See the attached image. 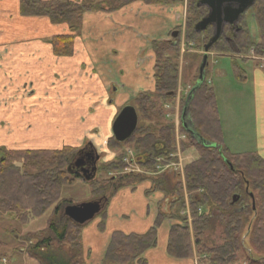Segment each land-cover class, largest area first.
Listing matches in <instances>:
<instances>
[{"label":"trees","instance_id":"1","mask_svg":"<svg viewBox=\"0 0 264 264\" xmlns=\"http://www.w3.org/2000/svg\"><path fill=\"white\" fill-rule=\"evenodd\" d=\"M132 1L135 0H107L104 7L98 0H19V14L22 17H45L51 24L66 25L68 34L54 36L50 40L53 53L63 57L73 54L74 34L80 30L85 12H111ZM143 1L150 3L152 0ZM247 11L254 16L258 41L251 39L242 20L244 13L238 21L241 27L232 30L225 26L208 51L229 54L234 79L240 83L246 81V74L237 59L246 63L249 58H235L234 55L251 51L254 60L264 61V0H254ZM207 12V7L198 5L196 0L188 3L184 25L186 47L195 49L197 42L203 44L207 40V44L212 37L210 26L200 31L196 29ZM176 30L178 40L175 43L151 42L155 56V89L151 93L138 94L131 103L142 123L126 141L119 143L111 136L106 143L108 148L114 149L128 145L144 161L140 163L145 167H152L154 158L168 156L174 151L173 124L166 122L167 110L163 105H172L176 98L181 28ZM187 114L195 132L209 144H200L180 126L187 137V144L197 154V158L184 167L191 228L187 219L179 215L184 209L182 187L172 180L170 174L151 178V187L146 194L154 191L163 193L169 201L167 210L159 208L153 226L143 235L114 232L103 264H144L141 256L156 246V229L164 220L177 222L169 230L166 247L167 254L173 258H192L193 247L202 253L206 246L204 252L208 264H235L240 252L244 255L241 264H264V160L252 151L232 153L224 145L216 96L205 74L203 82L191 95ZM182 147L186 149L184 144ZM76 151L70 147L54 150L0 148V217L11 215L17 222L28 224L52 209L45 229L24 237L28 246L21 252L38 264H54L43 259L41 252L59 251L64 245H68V257L62 264H84L80 245L82 227L68 219L61 224L56 221L62 206L71 204V201L61 199V192L64 186L73 185L77 178H69L66 170L69 157ZM119 156L118 160L106 162L101 171L120 170L121 154ZM120 180L100 186L92 180L89 182L92 197L108 199L121 185ZM100 215L104 216V209ZM217 228L220 232L218 243H215ZM246 239L259 254H253Z\"/></svg>","mask_w":264,"mask_h":264},{"label":"crops","instance_id":"2","mask_svg":"<svg viewBox=\"0 0 264 264\" xmlns=\"http://www.w3.org/2000/svg\"><path fill=\"white\" fill-rule=\"evenodd\" d=\"M13 9L11 12L1 10L2 18L8 22L13 21V27L18 30L44 26L45 34L40 35L38 30L33 33H37L34 35L36 39L39 38V43L43 40L46 44L11 41L0 45V81L8 83L5 84L4 93L0 92V99L5 98L3 102L0 101V107H6L0 108V113L3 112L6 114L4 116L10 118L6 119L7 124L12 129L13 124L20 123V120L15 121V118H24L21 121L26 123L29 120L25 118L36 117L38 111H43V90L46 87L45 97H50L52 92V100L56 103L54 110L61 117L65 111L72 110V117L79 115L84 116L83 121L91 120L88 129L84 131V139L78 136L72 143L65 142L56 149L76 148L72 159L85 148L94 150L97 155L108 153L106 143L112 136L111 128L98 124L96 120L103 115L114 120L122 108L132 106L131 103L138 94L154 92L155 56L151 42L164 41L168 36L178 33L177 28L183 27L182 2L146 3L143 0H135L111 12H85L82 15L80 30L74 34L73 54L63 57L53 53L50 40L54 36L68 34L66 25L51 24L45 17L20 16L18 0ZM21 24L23 26L19 27ZM249 64V73L245 72L246 81H237L238 85L244 88L251 104L249 128L243 130L241 124L234 126L228 122L227 115H221L216 88L213 90L224 145L232 153L252 151L264 160V61L249 59L243 66ZM52 86L54 88L50 89ZM220 87L224 90L233 88L229 91L235 92L237 96L240 95L238 92H242V88H235L222 81ZM217 89L219 90L218 87ZM186 120L190 123L189 127L194 129L188 114ZM233 120L237 118L234 117ZM18 147L8 144L6 149L18 150ZM82 175L80 179L85 183L95 178L94 175L92 180H86L89 175ZM156 192L161 195L156 201V197L149 198L150 194L145 195L148 204L143 198L140 199V211L134 206H129L131 200L128 197L132 198V195L117 196L111 204L114 210L105 214L109 197L103 208L104 216L101 215L99 222L88 228H85L88 223L81 226L83 263L103 264L107 246L114 232L124 235H143L148 232L156 220L159 208L161 211L167 210V200L163 193ZM176 223L170 220L162 221L156 230V246L146 250L141 256L144 264H195L194 258L176 259L167 254L169 230Z\"/></svg>","mask_w":264,"mask_h":264},{"label":"rangeland","instance_id":"3","mask_svg":"<svg viewBox=\"0 0 264 264\" xmlns=\"http://www.w3.org/2000/svg\"><path fill=\"white\" fill-rule=\"evenodd\" d=\"M98 1L100 4H102V6H106L107 0ZM152 1H181L183 5L182 17L184 19V23L182 25L183 27H180L181 36L179 39L180 48L178 57V84L176 89V98L172 105H163L164 109L168 111H166L165 115L166 122L169 121L171 122V124H173L172 142L174 151L168 156H158L154 158V165L152 167H145L144 163H140V161H142L141 158H139L132 149L128 148V145H124L121 148L115 149L106 147V151H108V153L102 152L100 153L101 156L98 154L99 161L96 164L97 172L95 174L93 182L100 186L108 181L117 182L121 178V185L108 199L105 214L112 213V211L114 210L111 205L112 202L115 201V198L117 196H120L122 194L132 195V198L128 197L131 200L129 206H134L137 211H140L139 206L141 205V198H143L144 201L147 202L146 204H148V198L146 196H148L149 194V198L156 197L154 201L161 197V195L156 191L149 194L145 193V191L150 187V179L161 175L170 174L173 177L172 180L182 187L184 209L182 208L180 210L179 215L187 219L189 228H191V218L188 202L189 200L187 192L185 191L184 167L187 163L194 161L197 158V154L193 149L189 147L186 142V135L180 130V126H182L183 129H187L190 126L189 121L186 120L187 115L181 117L180 119V114L183 103L182 101H184L189 90L197 83L198 67L201 64V58L203 56V46L206 44L207 40L204 41L203 44L197 42L195 44V49H190V47H186L184 44V25L187 16V5L191 0ZM198 1L199 0H196V2ZM0 2V11H14L13 8L16 4V0H0ZM1 14L3 15V13ZM1 14L0 45L11 41H17V43H23L24 41H26L25 43L28 44L39 43L37 41V39L39 38L36 39L34 35L37 33H33V31L38 30L40 35L46 33V28L44 26H31L29 28L27 27V30H18L13 27V21H6L2 18L3 16ZM42 19L46 21L45 18ZM242 20L251 35V39L253 41H258V28L252 12H245ZM18 26L22 27L23 24ZM210 27L213 31V26ZM240 27L241 26L237 24V26H235V29H239ZM177 38L178 35L175 37L168 36L164 41L167 43H175ZM41 43L46 44L43 43V40H41ZM228 56L229 54L216 52V50L210 51L207 55L204 74L206 75L207 81L211 84V86L213 88H216L220 104V111L222 112L221 115H227L228 122H230L234 126L241 124L242 129L246 130V128H249L251 126V104L249 99H247L245 95L244 88L238 85L237 81L233 79V64ZM244 56L245 58L254 60L253 57H251V51L248 54L234 55L235 58H244ZM248 62L249 61H247L246 63ZM237 63L241 66V69L244 71V73H249V68L252 63L247 65L246 67L243 66V64L245 63L240 61V59H237ZM221 81L223 83L226 82L227 84H231V86L235 88H242V92H238L240 93V95L237 96L235 92H230L233 88L228 87L227 90H224L222 87H220ZM5 84L8 83L6 81H0L1 94H3L5 91ZM217 87L219 88V90L217 89ZM53 88L54 86H52L50 89ZM46 90L47 88L45 87L43 90V111H38L36 117L25 118L29 120L26 123H23L21 121L24 118H15L14 120H20V123L17 125L13 124V130L11 129V126L7 124L8 122L6 119L10 120V118L4 116L6 114H3V112L0 113V148H7V145L9 144L13 145L14 147L19 146L18 148L20 149L18 150H49L56 149L57 147L63 145L65 142L72 143L78 136H81L83 139L85 138L84 131L85 129H88V125L90 124L91 120L89 119V121H83L84 116L79 115L72 117V110L65 111L64 116L61 117L58 113H56V110H54L56 109V103L52 100V92L50 97H45V95H47ZM4 99L5 98L2 97L0 101L3 102ZM0 108L5 109L6 107L3 106ZM46 109H48V111ZM234 117H236L237 120H233ZM71 120L72 122H70ZM142 121L143 120L140 121V118L138 116L137 125H139V123H142ZM184 121H187V126L183 125ZM96 122L100 125H106L108 128H112L114 120L113 118H107L103 115L98 117ZM30 124L32 125L31 127ZM183 144L185 145L186 149H183ZM75 147L80 148L79 146ZM120 154L122 161V168L120 170H113L108 173H106L105 171H101L102 166L107 164L106 162H111L115 159L118 160ZM73 171L74 169L72 168V175L68 174L69 178H73L74 176H76L77 178L74 180L73 185L64 186L62 188L61 199L65 201H71V204H80L99 199L100 197H92L91 187L89 183H85L83 180L81 181V174L73 173ZM140 178H142L141 181H138L140 180ZM167 202L169 201H166V205ZM66 205L68 204H64L62 206L58 214V217L56 219L58 224H61L66 220V218L62 214V209ZM51 213L52 209H49L42 216L31 220L28 224H21L17 222L11 215H5L2 218L0 217V264H38L37 261L29 259L23 252H21L22 249L28 246V244L24 241V237L26 234H33L44 230ZM101 217L102 216L100 214L96 215L86 225L85 228L94 226L99 222ZM216 231L217 233L214 234V242L218 243L217 237L219 236L218 234L220 232L219 228H217ZM246 243H248V245L252 248L253 254H255L256 256L257 251L251 246L248 239H246ZM206 250L207 248L205 246L203 252L200 253L199 251H196L195 247H193L192 258H194L195 264H208L206 262L207 255L204 252ZM257 254H259V252ZM41 255L42 258L48 262H52L54 264H62L68 257V245H64L59 251H54L51 249L46 250L44 252H41ZM243 259L244 255L240 252L237 256V262L235 264H241V260ZM81 260L83 262L84 254L81 255Z\"/></svg>","mask_w":264,"mask_h":264},{"label":"water","instance_id":"4","mask_svg":"<svg viewBox=\"0 0 264 264\" xmlns=\"http://www.w3.org/2000/svg\"><path fill=\"white\" fill-rule=\"evenodd\" d=\"M254 0H199L198 5L205 6L208 9L206 17L197 25V31L203 30L207 26H213V35L204 46V55L201 60V64L198 68V80L197 83L188 92L185 104L181 110V117L187 115V105L191 99L192 93L201 85L204 80V68L206 66L207 53L209 48L218 40L223 28L225 26L233 27L237 24L240 17L248 10L253 4ZM173 34V36H175ZM138 123V116L135 109L132 106H125L119 112L112 124V135L115 141L122 143L136 130ZM185 126L187 124L184 121ZM193 138H195L200 144L209 146L207 142L199 137V135L192 128L184 129ZM96 172V167L91 170V173L86 180H92ZM237 197L234 198V201ZM105 198H99L90 202L80 204H68L62 209L63 216L70 220L72 223L83 226L89 223L96 215H98L106 203Z\"/></svg>","mask_w":264,"mask_h":264},{"label":"flooded vegetation","instance_id":"5","mask_svg":"<svg viewBox=\"0 0 264 264\" xmlns=\"http://www.w3.org/2000/svg\"><path fill=\"white\" fill-rule=\"evenodd\" d=\"M237 26V25H235ZM235 26L232 27V30H235ZM74 156V154H73ZM72 154L68 159V173L72 175V168L75 169L73 173L83 174L84 176H88L91 173V170L95 168L96 163L98 162V155L95 151L91 149L85 148L77 153V155L72 159ZM77 168V169H76ZM82 175V176H83Z\"/></svg>","mask_w":264,"mask_h":264}]
</instances>
